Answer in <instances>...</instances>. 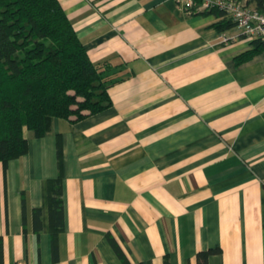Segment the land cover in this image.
<instances>
[{
	"label": "crops",
	"instance_id": "obj_1",
	"mask_svg": "<svg viewBox=\"0 0 264 264\" xmlns=\"http://www.w3.org/2000/svg\"><path fill=\"white\" fill-rule=\"evenodd\" d=\"M59 1L112 103L23 128L27 151L0 162V264H124L108 235L132 263L197 264L218 246L206 264H264V49L236 62L253 40L176 0Z\"/></svg>",
	"mask_w": 264,
	"mask_h": 264
},
{
	"label": "trees",
	"instance_id": "obj_2",
	"mask_svg": "<svg viewBox=\"0 0 264 264\" xmlns=\"http://www.w3.org/2000/svg\"><path fill=\"white\" fill-rule=\"evenodd\" d=\"M262 7L264 0H254ZM213 25L222 30L234 24L223 10ZM264 49L258 40L236 55L241 62ZM104 71L93 62L59 0H0V162L25 153L26 127L44 135L55 116L78 119L109 106ZM61 165V164H60ZM60 167V166H59ZM51 244L57 250V234L63 228L62 173L47 180ZM24 205V198H23ZM39 208L34 214L39 215ZM110 244L124 264L132 263L114 239ZM219 247L197 253V264H206ZM164 264H169L164 258Z\"/></svg>",
	"mask_w": 264,
	"mask_h": 264
},
{
	"label": "built area",
	"instance_id": "obj_3",
	"mask_svg": "<svg viewBox=\"0 0 264 264\" xmlns=\"http://www.w3.org/2000/svg\"><path fill=\"white\" fill-rule=\"evenodd\" d=\"M186 13L201 10L220 9L232 18L242 35L264 44V4L262 7L249 5L241 0H176ZM231 35H220V40L227 42Z\"/></svg>",
	"mask_w": 264,
	"mask_h": 264
}]
</instances>
